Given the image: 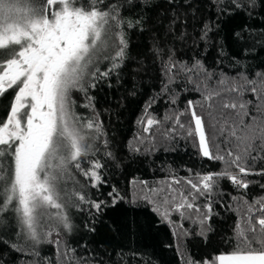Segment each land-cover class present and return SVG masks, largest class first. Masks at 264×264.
<instances>
[{
    "label": "snow or ice",
    "instance_id": "obj_1",
    "mask_svg": "<svg viewBox=\"0 0 264 264\" xmlns=\"http://www.w3.org/2000/svg\"><path fill=\"white\" fill-rule=\"evenodd\" d=\"M102 2L89 0L85 6L79 0H0V102L11 94L6 119L0 121V216L6 218L11 213L19 226L16 231L19 240L0 238V247L6 245L12 252L32 256L38 254L36 248L41 243L59 245L58 239H51L50 227L42 231V221L45 217L49 221L55 218L70 232L72 224L66 211L70 203L81 210L87 204L90 213L99 215L105 207H115L121 199L115 189L109 193L111 201L106 202L90 200L78 190L69 194L62 187L70 168L89 181L92 188L99 189L105 183L100 160L87 161L94 151V142L104 135L102 124L98 118L79 115L73 97L74 92L82 93L87 101L82 106L94 112V97L89 95V90L95 89L101 79L117 73L127 57L128 42L118 9L111 5L102 9L99 7ZM260 2L264 4V0ZM254 3L255 0H248V5ZM242 7L246 5L240 0H232L225 10ZM132 26L129 22L128 27ZM210 30L206 24L203 36ZM246 30L242 28L234 33L237 42L246 39L243 35ZM102 60L107 61L104 70L99 67ZM163 67L167 82L162 92H171L169 84L175 81L177 73L182 72L189 83L192 73L211 79L200 61L188 66L176 61L171 52ZM258 75L264 83V74ZM243 79L246 84L235 80L229 84L221 78L216 88L209 90L205 85L202 101L188 100L184 110H173L162 119L149 111L153 97L138 120L142 134L136 137V145H129L131 151L140 153L142 144L150 145L146 150L151 151L155 147L154 129H163L161 135L165 140L175 139L179 130L196 142L194 146L202 157L225 165L219 172L188 177L170 174L156 187L140 182L146 188L142 198L152 205L161 222L174 229L173 237L192 235L184 227L185 220L199 226L196 235L206 237L214 214L212 197L220 180L228 179L237 189L247 190L250 181L246 177L264 175V170L254 172L248 166L249 160L256 159L254 152L259 155L264 151V105H256L255 115L250 113L251 102L243 97L246 90L253 95L258 90L255 81ZM200 87L195 86L197 91ZM225 93L235 96L228 98ZM217 98L223 99L222 110H217L214 104ZM178 99L172 95L169 103L175 105ZM198 109H206L207 118ZM184 116L190 117L187 123L182 122ZM220 137L231 145L223 153L219 144L213 151L214 141ZM104 145L107 146L106 140ZM106 154L111 156L110 152ZM86 161L88 167H82ZM201 199L205 201L203 205L198 203ZM236 211L237 251L212 260L187 258L183 264H264V196L251 203L242 199ZM85 227L96 231L94 226ZM254 241L261 245L259 249L251 246ZM241 244L245 247H240ZM0 262L7 264L2 257Z\"/></svg>",
    "mask_w": 264,
    "mask_h": 264
},
{
    "label": "trees",
    "instance_id": "obj_2",
    "mask_svg": "<svg viewBox=\"0 0 264 264\" xmlns=\"http://www.w3.org/2000/svg\"><path fill=\"white\" fill-rule=\"evenodd\" d=\"M88 5L89 0H79ZM232 0H103L99 5H111L118 9L122 30L128 42L127 57L123 67L108 79H101L95 89L89 90L94 97L95 111L82 105L87 103L82 93L74 92L76 112L84 118H98L104 135L94 142V151L87 161L98 159L104 165L100 169L105 181L99 189L92 188L79 172L70 168L69 175L62 187L71 194L74 190L86 193L90 200L110 202L109 193L115 189L121 199L115 207H105L102 214L89 211V205L82 209L71 206L66 209L72 224L71 231L63 229L55 218L49 221L45 217L42 231L49 227L51 239L60 243H41L37 246V255L24 256L12 252L6 245L0 247V257L7 264H183L187 258L198 261L212 260L221 254H230L238 249L234 227L238 220L236 207L242 199L249 203L264 196V175L246 177L250 181L247 190L237 189L228 179H222L216 188L213 200V216L209 221L211 230L206 237L196 235L198 225L184 221V227L192 235L187 238L173 237V228L160 221L152 211V205L142 197L146 188L156 187L170 174L188 177L196 173L219 172L225 168L220 161L208 160L199 153L192 138L178 134L175 139L165 140L161 135L163 129L155 130V147L146 149L142 144L141 152L130 150L129 145H136V137L142 134L138 124L149 101L155 97L149 110L157 118L171 114L173 110L182 111L187 101H202L204 86L209 90L218 86L223 78L229 84L247 80L255 81L257 95L246 90L244 100L250 101L249 111L255 115L256 105H264V83L258 74H264V4L255 0L248 5V0H240V9L226 11ZM110 10V9H109ZM250 13V14H249ZM132 27H128V23ZM211 29L203 36L204 26ZM242 28L246 39L236 41L234 33ZM247 49V51H245ZM178 62L192 66L200 61L209 74L205 80L203 74H190L189 83L181 72L175 81L169 84L171 92H162L167 77L164 75V63L169 53ZM101 70L107 67V61L99 63ZM199 84L200 91L195 86ZM250 88V86H247ZM178 96L175 105L169 103L170 96ZM231 98L235 93H225ZM7 100L0 102V121L6 119L11 94ZM223 99L217 98L214 104L217 110ZM207 118V110L198 109ZM187 123L189 116L181 118ZM247 120V118H245ZM168 125L165 124V127ZM223 137L214 141L220 150L231 145L223 142ZM107 141L105 147L104 141ZM110 152L111 156L106 153ZM249 160L248 166L254 172L264 170V151ZM82 164L87 168L88 162ZM234 171V169H232ZM233 197L236 199L233 200ZM203 205L205 201L199 200ZM49 211L55 212V209ZM243 211V205H240ZM93 216L95 223L93 224ZM179 220L178 216H173ZM85 225L94 226L96 231H89ZM16 218L11 213L0 216V238L19 240ZM59 232V236L56 233ZM245 247V245H239ZM259 249L261 245H251ZM2 264V262H0Z\"/></svg>",
    "mask_w": 264,
    "mask_h": 264
},
{
    "label": "rangeland",
    "instance_id": "obj_3",
    "mask_svg": "<svg viewBox=\"0 0 264 264\" xmlns=\"http://www.w3.org/2000/svg\"><path fill=\"white\" fill-rule=\"evenodd\" d=\"M231 254V253H230ZM225 255H227V254H225Z\"/></svg>",
    "mask_w": 264,
    "mask_h": 264
}]
</instances>
